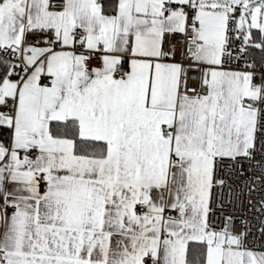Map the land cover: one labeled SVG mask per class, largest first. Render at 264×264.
<instances>
[{
	"label": "snow or ice",
	"instance_id": "snow-or-ice-1",
	"mask_svg": "<svg viewBox=\"0 0 264 264\" xmlns=\"http://www.w3.org/2000/svg\"><path fill=\"white\" fill-rule=\"evenodd\" d=\"M0 264H264V0H0Z\"/></svg>",
	"mask_w": 264,
	"mask_h": 264
}]
</instances>
